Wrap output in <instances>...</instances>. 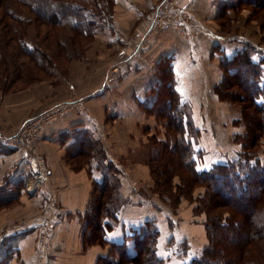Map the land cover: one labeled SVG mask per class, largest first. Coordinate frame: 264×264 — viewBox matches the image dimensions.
I'll list each match as a JSON object with an SVG mask.
<instances>
[{"label":"crops","instance_id":"obj_1","mask_svg":"<svg viewBox=\"0 0 264 264\" xmlns=\"http://www.w3.org/2000/svg\"><path fill=\"white\" fill-rule=\"evenodd\" d=\"M160 1L114 0L110 25L101 26L96 41L83 54L72 58L66 79L62 80L55 73L51 76H55L54 79L49 77L38 82L37 92L24 91L19 97L9 94L0 99V118L3 119L11 114L13 120H18L22 115L32 116L52 106L68 107L57 112L40 134L39 145L46 156L50 176L31 200L24 198L25 208L21 210L23 215L30 216L41 208L42 214L32 219L46 217L54 221L51 235L54 250L49 264H96L98 255L106 252L107 247L97 245L85 250L80 240L82 217L88 209L93 182L103 176L104 167L99 165L101 160L96 161V165L92 160L77 169L66 162L69 155L81 154V149H86V144L81 146L80 141L88 144L91 139L102 142L103 163L111 162L116 167L118 188L124 199L116 212L118 221L108 231V238L121 241L146 220H154L159 229L156 253L163 259L165 257L163 264H186L192 257L194 244L204 239V226L193 222L187 207L174 212L154 197L155 193L143 188L148 187L145 181L150 177L148 164L141 162V158L126 161L129 152L146 147V136L154 127V115L146 107L156 99L153 87L159 80L162 67L169 68L180 101L191 107L193 125L202 131L198 126L201 123L199 115L209 105L208 83L218 81V62L232 56L238 42H230L208 23L217 17L224 0H178L192 16L190 26L184 30L165 27L152 36L148 45H136V39H130L133 29H146L147 12ZM260 56L264 58L263 53ZM114 66L119 67L117 72L111 70ZM211 69H215L214 76ZM76 100L82 101V107L70 109L69 105ZM197 118L198 125L195 123ZM205 124L207 135L204 132V136L210 138L211 143L207 144L205 139L198 144L207 148L204 149L207 153L203 162H222L224 159L217 157L215 152L213 124L208 120ZM42 195L45 198L51 196V205L46 201L42 204ZM25 231L14 233L16 241L21 240L17 252L26 248V264H32L35 260L34 233L24 234ZM182 243L187 249L179 255L174 246ZM126 248L128 253L134 252L132 238L126 240Z\"/></svg>","mask_w":264,"mask_h":264},{"label":"rangeland","instance_id":"obj_2","mask_svg":"<svg viewBox=\"0 0 264 264\" xmlns=\"http://www.w3.org/2000/svg\"><path fill=\"white\" fill-rule=\"evenodd\" d=\"M68 1L73 2L72 0H65V2ZM49 2H52V0H50ZM77 2L78 4H81V2ZM83 3L88 4L89 7L94 4L93 2L90 3L86 0H84ZM8 4L9 3H6L4 9L2 7L0 8V13L6 9L12 11V14L17 17V20H5V17H2L3 15L0 16V59L4 60V64L0 66V99L4 95L9 94L12 97H19L23 94L22 92L24 91H30L31 93L37 92L40 84L38 82L44 79H50L49 77H51L52 74L55 73L59 74V77H61L62 80L66 79L68 77V66L72 58H76L83 54L84 51L90 45H92L98 37V32L94 34L93 38L89 39H85L86 37H78L73 35V37H76L77 42H72L70 39L72 30H69L67 26L69 25L70 21L66 22L67 25L63 27L64 29H61V26H57L56 29L52 30L48 22H44L46 18H40L36 14L33 15L31 13L30 4L16 6L13 3L11 7L7 8ZM112 6L110 20L112 19ZM220 6L221 7H219L217 15L218 17L213 18L208 23L219 30L221 33H223L225 38L229 39L230 42H238V45L236 46L237 48L235 49L236 51H238L239 49L242 50L245 46H250L253 51L256 49L260 51L255 55V58L257 60L263 58L262 56H260V54H264V0H224L220 4ZM151 11L152 9L147 12V15ZM1 21L4 22V25L1 23ZM96 22L100 27L104 25L100 20V23L97 20ZM100 27L97 28V31ZM162 29L157 30L152 35H143L144 39L141 40L142 43L148 45L152 41V36L161 32ZM139 30L140 28L133 29L132 36L130 37L131 40L135 39V33ZM6 32H8L12 38L17 39L18 37H20L22 42L24 41V43L29 48L34 49V53H36L39 48L43 53L47 55L52 65H47L49 66L48 69L46 68L45 70V68H42L43 70L40 71L37 68L38 63L36 62L38 55L32 57V55L29 54V56L26 54V56L22 57L21 53L23 51L22 49H20L17 40L13 41L8 39V36L4 35ZM53 32H55V34ZM48 34H51V36L53 37H55L56 35L59 37L60 41L63 43L61 49L58 48L59 50H57V48L55 49L53 45H51V49L48 48L50 41L45 40ZM6 41L8 45L6 44ZM57 51H59V56L57 55ZM112 55L115 56L114 53H112ZM217 65L218 69L216 70H218L217 77L219 74V79L214 83H208L210 89V92L208 93L209 105L207 107V110L204 111L202 109V114L199 115V118H201V123L199 124L198 118L195 120L196 125L199 124L198 126L201 127L202 131H198L196 129L197 131L192 132V136H190V141L193 144L192 147L194 148L195 152L198 151V158L200 159V156L202 158L197 165L200 169H207L212 165V163L205 164L206 162H203V157L207 153V151H205L207 150V148L198 145L200 144V141L205 142V139L207 140V144L211 143L210 138H207L206 136L207 131L205 128V120L211 121L213 124V128L215 130L214 138L216 140L217 146L215 152L217 157H222V159H224L222 162H227L229 160L237 158L238 153H244L252 156V162L258 161L264 164V137L261 136L259 137V139L255 140L257 137L256 135H259V133H257L259 130L256 129L255 124L248 121L247 119V116H249L251 112L250 108H248L249 102L247 100L243 101L245 93L238 85H232L235 83L234 81H232L234 79H230L228 74L221 70L220 62H218ZM15 66H21V69L17 70ZM261 66V77L264 81V61L262 62ZM214 71L215 69H211L212 76H214ZM23 73L24 75L20 77V79L12 83L16 75H21ZM222 74H224L225 76L224 81ZM242 75L243 72L241 70L240 76L242 77ZM54 77L55 76L51 78L54 79ZM163 77L166 78V76L164 75ZM228 82H230L231 85H228L227 87L226 85ZM44 91L45 90L43 89V92ZM39 92L41 91L39 90ZM240 93L243 95V98L238 96L240 95ZM153 94L158 95L155 97L157 98V100L153 102L155 106L153 107L152 112L155 113V108L162 107L161 104L164 102V100H167L168 93L167 89L164 88V83L159 85L155 84V86L153 87ZM237 96L239 97V100L234 99V97ZM44 98L49 99L51 97L45 96ZM44 98L42 99V104L44 102ZM52 107H49L47 109H51ZM72 107L81 108L82 101H74L71 105H69L70 109ZM189 108L190 116L194 119L193 111H191L190 106ZM162 110L165 113V107ZM146 112H148V110H146ZM153 113L152 115H154V127L148 132V135L146 136V147L135 150L134 153H132L133 151L129 152V156H127L128 159L126 161L127 163L131 161L134 162L137 158H141L142 160L140 161L148 164L149 170L151 169L150 165L153 164L156 157H162L164 154H167L166 158L172 156L171 150H169L170 146H168V144L171 143L174 139L172 135H169L168 128L164 126L166 118H164L162 114L157 117V115ZM205 113H207L209 117L208 115H206L205 117ZM28 117L22 115L18 120H13L10 114L7 115V118H0V135L12 136L18 133L19 126ZM143 132H147L145 128H143ZM204 132L206 134L205 136ZM24 133L26 134V131ZM251 139L254 140V143L256 144L252 145V143H250ZM165 140H167V147H164L162 145L163 141ZM88 143H92L93 147L87 146L88 144L85 141H80V145L82 146V144H86V146L84 147L87 149L83 150L81 149V147L80 149L82 151L80 152V155L73 154L68 156V154H70V152H68V160L66 159V162L73 169H77L80 166L82 167L87 163L89 164V162H91L92 160L94 165H96V161L104 157L103 148L100 144L102 142H97L91 139L88 140ZM139 150L142 151L138 152ZM8 151L12 152L8 153ZM15 151H19L21 153L15 154ZM136 151L137 153H135ZM35 153L40 154L46 163V167L48 170L46 176L47 179L44 182H40L37 187H34L33 189L31 188L32 191L27 193L26 187L29 182H32L34 180V177L33 173H30L28 169L26 160V145L22 144L21 146L9 147L4 145L0 141V264H4L5 260H7V264H13V262H15V264H26V248L24 249V251L21 250L22 252L18 251V255L17 250L18 248H20L21 240L18 243L16 241L17 236H14V238H12V233L14 234L15 232L23 229H26L24 234H26L27 232L34 233L32 248H34L35 250V260L32 261V264H49L52 258L51 256L53 254L54 248L51 242V235L53 232L52 229L54 226V221L51 218L46 217H37L35 219H32L33 217L42 214L41 208H39L36 214L34 213L30 216L26 214L23 215L21 212V210L25 208V205L23 204L24 198L31 200L35 192L41 191L42 187H44V185L47 183L48 177L50 176V168L47 163L46 156L39 145V139L35 147ZM70 157L72 159H70ZM18 158L20 159L19 162ZM159 166H157V169L159 168ZM170 166H173V162L171 161ZM172 169L173 167L168 168V179L169 177H171V186L173 187L169 192L162 191L164 193H159V188L156 187L155 182L160 178H157L156 180L155 178L153 179L151 172L150 177L145 179L148 187L143 188H146L148 191L155 193L153 194V196L160 200L164 205H167L168 208H170L174 212H180L182 210V207H187V211L192 217L193 222L202 224L204 226V239L202 242L194 244L195 247L194 249H192L194 251H190L192 252V257L187 262L189 263L192 258L197 257L201 254V251L208 242L206 231L207 222L205 221L207 219L206 213L199 207L202 197L201 195L205 193V187L196 185L195 188L191 190V192L189 191L190 189L183 190V181L187 180L188 175L185 174V171L182 170H174L173 172H171ZM156 174H159V177H161L160 173ZM176 186L182 189V191H180L181 195H179V197H177V194H175L177 192ZM16 189L23 190L15 196ZM40 198L42 199V204L45 201L47 202V204L51 202V196L45 198V196L42 195L40 196ZM49 205H51V203ZM45 208H48V206H45ZM18 210L20 211L18 212ZM46 220H48V222L50 223V227L47 233L45 229L42 228ZM42 232L46 233L45 237H40ZM237 232H239V234ZM234 233H236L232 234V240L234 238L236 239L233 240L234 242L240 241V235L244 234L243 229L239 230L238 228L235 229ZM9 234H11V236ZM227 234L230 233L228 232ZM262 243H260L259 240H255V238H253L251 241V245H249V249H251L253 253L263 255L264 257V246ZM177 245L178 247L174 246V249H177L176 251H178L179 255L181 253L183 254V251L187 249L186 245L184 243H182L181 245ZM90 247L91 246L84 247L82 245V248L85 250ZM103 247L104 249L106 248L105 246ZM156 255L158 256L157 253ZM158 258L161 259L160 264H163L165 257L163 259L158 256ZM256 258L258 257H255V259ZM254 261L255 260L253 258V262ZM127 264L135 263L130 262Z\"/></svg>","mask_w":264,"mask_h":264},{"label":"trees","instance_id":"obj_3","mask_svg":"<svg viewBox=\"0 0 264 264\" xmlns=\"http://www.w3.org/2000/svg\"><path fill=\"white\" fill-rule=\"evenodd\" d=\"M49 1L0 0V8L4 9L6 3H9L7 8L11 7L13 3L16 6L30 4L31 13L40 18H46L44 22H48L52 30L56 29L57 26L64 29L63 27L67 25L66 22L70 21L67 26L69 30H72L70 38L72 42H77L75 36L86 37L85 39L93 38L94 34L98 32L97 28L100 27L96 20L98 22L100 20L102 24L110 25L111 6L114 0H86L94 3L90 7L83 3L84 0H72L73 2ZM77 1L81 4H78ZM0 16L5 17V20H17L12 11L7 9L3 10ZM1 23L4 25L3 21ZM53 33L55 34V32ZM4 35L8 36L10 40H17L20 49L23 51H21L22 57L26 54H30L32 57L38 55L36 62L40 71L43 70L42 68L48 69L49 66L47 65H52L47 55L39 48L34 53V49L29 48L20 37L12 38L8 32ZM73 35L75 36L73 37ZM45 40L50 41L48 47L50 49L51 45L57 50L62 48L63 43L57 35L53 37L48 34ZM6 44L8 45L7 41ZM58 52L57 55L59 56ZM259 52L258 49L253 51L250 46H245L242 50L239 49L232 56H226L220 61L221 70L228 74L230 79H234L232 81L235 83L232 85H238L245 93L243 101L249 102L248 108H250L251 114L247 116V119L255 124L256 129L259 130L257 132L259 135H256L255 140L261 136L264 137V81L261 77V64L264 58H260V60L255 58ZM3 64L4 60L0 59V66ZM15 68L18 70L21 69V66H15ZM161 70L159 80L155 84L164 83L168 96L167 100L161 104L162 107H156L155 113H152L156 114L157 117L162 114L166 118L164 126L168 128L169 135H172L174 139L168 144L172 156L166 158L167 154H164L162 157H156L153 164L150 165V172L153 179L160 178L155 182L156 187L159 188V193L169 192L173 188L171 177L168 179V168L170 167H173L171 172L182 170L188 175L187 180L183 181V190L190 189L191 192L196 185L205 187V193L201 195L199 207L206 213L208 242L201 254L192 258L187 264H264L263 255L253 253L249 249L253 238L259 240L260 243L264 242V164L258 161L252 162V156L249 154L238 153L235 159L227 162H216L207 169H200L197 164L202 158L201 156L200 159L198 158L199 153L198 151L195 152L190 141L192 132L197 130L189 113V105L180 101L179 94L174 89L175 80L169 68L162 67ZM241 70L243 72L242 77L240 76ZM23 75L24 73L16 75L12 83ZM222 76L224 81V74ZM228 85H231L230 82L226 86L228 87ZM156 96L158 95L155 94ZM238 96L243 98L241 93ZM238 96L234 99L239 100ZM156 100L157 98L152 102ZM154 106V103H149L146 108L152 111ZM164 107L165 113L162 110ZM250 141L252 145L256 144L254 140L251 139ZM88 145L93 147L92 143H88ZM162 145L167 147V140L163 141ZM99 160H101L99 165L104 167V171L101 179L93 182L88 209L83 213L82 245L84 247L92 245L101 248L107 247L105 253L98 255L96 264H127L130 262L160 264L161 259L156 255L159 229L154 220H146L138 229H133L131 235L124 236L121 241L108 238V231L118 221L116 212L124 199L118 188L116 167L111 162L103 163L101 158ZM170 161L173 162V166H170ZM157 166H159L158 169ZM156 173H160L161 177ZM178 186H176L177 192L175 193L177 197L181 195L180 191H182ZM19 189L15 190V196L23 190ZM237 228L243 229L244 234L240 235V241L234 242L233 240L236 239L232 240V234H236L234 231ZM228 232L230 234H227ZM237 233L239 234V232ZM9 235L11 236V234ZM12 238H14V234H12ZM128 238L133 239L134 252L131 254L126 248ZM262 244L264 246V243ZM255 257L258 258L255 259ZM4 264H7V260Z\"/></svg>","mask_w":264,"mask_h":264},{"label":"built area","instance_id":"obj_4","mask_svg":"<svg viewBox=\"0 0 264 264\" xmlns=\"http://www.w3.org/2000/svg\"><path fill=\"white\" fill-rule=\"evenodd\" d=\"M148 24L144 31H137L135 33L136 45H140L143 40V35H152L157 30L165 27H176L182 30L187 29L192 22V16L189 14L187 8L180 5L178 0H161L147 15ZM118 66H114L112 71L117 72ZM68 107L63 105L61 107L53 106L51 109H45L38 114L26 118L19 126V132L12 136L0 135V141L9 147L26 145L27 165L30 173H33L34 180L29 182L26 187V192L29 193L34 187H37L40 182L47 179V167L43 157L35 153V147L43 128L49 124L55 117L56 113L67 110ZM26 131V134L24 133ZM32 188V189H31ZM50 223L48 220L43 224V229L48 232ZM41 228V229H42ZM42 232L40 237L46 236Z\"/></svg>","mask_w":264,"mask_h":264}]
</instances>
